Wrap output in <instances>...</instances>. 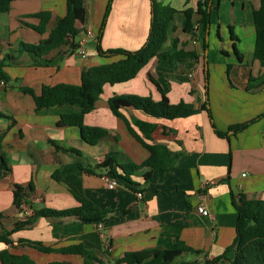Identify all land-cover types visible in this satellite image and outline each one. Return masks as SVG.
Instances as JSON below:
<instances>
[{
    "label": "crops",
    "instance_id": "crops-1",
    "mask_svg": "<svg viewBox=\"0 0 264 264\" xmlns=\"http://www.w3.org/2000/svg\"><path fill=\"white\" fill-rule=\"evenodd\" d=\"M160 1L179 10L171 22L165 49H170L177 38L179 48L194 51L196 56L173 62L153 57L134 78L106 84L96 108L85 115L86 124L108 131L95 145L83 138L79 127L58 125L62 114L80 112L79 105L37 108L33 95L21 87H30L39 95L43 85L80 84L84 70L118 60L98 52L99 31L109 0H85L84 19H76L77 34L43 55L41 60L46 65L33 64L31 55L19 53L17 48L21 41L38 43L47 38L66 14L67 0H14L10 11L0 13V62L7 54L12 56L4 67L8 81L3 85L0 78V154L6 164L0 172L1 230L12 229L33 208L79 206L77 196L109 211L102 227L76 216L40 217L10 236L15 247L0 242V249L29 254L40 263L114 264L127 251L172 248L180 239L204 253L182 254L173 264H200L205 255L208 259L220 256L234 242L238 213L232 194L264 198V117L237 134L230 132V138L220 136L214 127L226 132L234 124L264 113V65L254 57V10L261 0H215L211 5L208 92L214 121L202 109L206 97L204 28L199 25L197 37L183 29L181 10L195 8L199 0ZM41 10L52 13L43 34L29 25H38L39 19L28 17ZM151 17V0H113L102 47L139 49L148 38ZM234 45L243 54L242 61ZM80 47L86 48V56L79 54ZM251 76L259 79L249 90ZM151 77L172 103L185 100L194 110L168 119L124 106L129 118L156 124L153 142L166 145L174 161L171 170H154L148 182L142 175L148 169L134 174L131 178L136 189L120 181L111 189L103 178L106 170L98 168L107 153L118 152L117 161L123 164L141 163L150 151L113 114L108 99L131 93L159 100L162 92ZM79 164L94 168L95 173L85 172ZM31 181L35 185L27 197L31 211L25 213L14 204L13 190L15 184ZM201 202L207 205L209 215L199 212ZM26 241H41L55 248L83 243L102 263L82 254L45 253L21 246ZM234 256L233 249L218 264H231Z\"/></svg>",
    "mask_w": 264,
    "mask_h": 264
},
{
    "label": "trees",
    "instance_id": "trees-1",
    "mask_svg": "<svg viewBox=\"0 0 264 264\" xmlns=\"http://www.w3.org/2000/svg\"><path fill=\"white\" fill-rule=\"evenodd\" d=\"M14 0H0V13L11 10ZM215 0H199L197 6L186 7L181 10L185 17L183 29L197 37L199 25H202L205 31L203 37L204 51L209 49V39H206L207 31L211 24V5ZM113 0H109L107 9L100 27L98 37V52L103 57H119L113 62H106L99 65H94L82 72L81 83H59L56 85H43L42 92L36 95L34 90L30 87H21L24 92L31 93L35 99L37 108H44L49 106H61L65 104H77L81 107L80 112L65 113L61 115L58 125H72L81 129L83 138L92 145L97 144L103 137L108 134L105 128L99 126H91L85 123V115L96 108V104L104 92L106 84H115L128 81L134 78L138 72L147 65L153 57H158L160 60L173 62L176 60H183L189 57L196 56L194 51H187L179 48V39L175 38L173 46L170 49H165V44L169 39V32L171 29V22L176 13L179 12L170 4H165L160 0H151V25L148 38L144 45L136 50H129L125 48H110L104 49L101 45V38L103 31L107 25V20L112 9ZM85 0H67L66 14L60 18L55 26L50 30L49 36L41 39L38 43H29L21 41L17 48L19 53L28 52L33 58V64L46 65V61H42L43 55L47 54L51 49L64 42L70 36H75L78 32L76 27L77 17L84 19ZM28 17L39 19L38 25L29 24L40 34L47 31V26L51 21L52 13L50 11L41 10L28 14ZM254 24L256 31L254 57L264 65V0H261L259 8L254 10ZM234 51L240 61L243 60V54L234 45ZM10 54L4 57L0 62V78L5 82L8 81V74L4 67L5 61L11 58ZM206 64V54H204ZM206 97L202 104V109L206 110L214 121L212 114L209 92L208 80L209 70L206 73ZM159 90L162 92V97L159 100L152 96H142L139 94H114L109 97L108 103L114 115L121 118L127 125L129 131L137 140L150 151V156L141 163H119L115 154L118 152H109L105 159L98 165V168H104L106 173L117 178L120 182H124L131 188L136 189V183L132 180V176L138 172L148 169L143 172L145 182H148L153 177L154 170H171L173 167L174 156L173 152L164 144L153 142V132L156 129L154 122L141 120L135 117H128L123 112L124 106H132L145 114L155 118L173 119L180 115L192 112L194 105L191 102L181 100L178 103H172L166 95L160 84L151 77ZM259 78L251 76L248 84V89L255 86V82ZM264 84V79L262 80ZM264 117V113L259 116L230 126L229 130L222 132L213 125L216 132L223 137L230 138V132L237 134L252 123ZM137 129L144 135H141ZM56 148L61 146L52 141ZM81 153L80 150H74ZM79 167L87 173H95L94 168L83 166ZM6 168V164L1 155L0 172ZM35 189L34 182L31 181L27 185L15 184L14 186V204L22 211V206L26 205L28 211L29 202L27 200L29 191ZM80 202L79 206L56 209L51 207L33 208L31 214H26L25 219L16 222L12 229H4L0 232V242L9 246L15 247V242L10 237L14 232H17L26 227L32 226L40 217H71L76 216L81 221L86 223H103L106 220L108 210H99L95 205L84 197L77 196ZM233 204L238 213V221L236 225V237L234 242L226 248L225 252L220 256L208 259L205 255L200 264H218L226 257L227 253L235 250V256L231 264H264V198H248L244 193H239L237 196L232 194ZM30 209V210H29ZM27 211V212H28ZM25 212V213H27ZM23 247H32L41 252H61V253H75L89 256L96 261L101 260L90 254L84 247L83 243L73 244L66 247L55 248L47 246L41 241H26L21 242ZM191 253L201 256L204 252L197 250L180 239L172 248H146L136 251H127L124 256L114 264H173L182 254ZM0 263L1 264H75L65 261H50L46 263L37 262L29 254L16 253L9 248L0 249ZM189 264V263H181ZM191 264V263H190Z\"/></svg>",
    "mask_w": 264,
    "mask_h": 264
},
{
    "label": "built area",
    "instance_id": "built-area-1",
    "mask_svg": "<svg viewBox=\"0 0 264 264\" xmlns=\"http://www.w3.org/2000/svg\"><path fill=\"white\" fill-rule=\"evenodd\" d=\"M92 33H93V32H92L91 30L88 31V34H89V35H92ZM78 52H79V54H81L82 56H86V55H87V50H86L85 47H80V48L78 49ZM5 83H6V82H5L4 80L1 81V84L4 85ZM0 160H1V154H0ZM243 175H245V174H243ZM103 178H104V180H105L107 186H108L109 188H111V189H115V188L119 185V180H118L117 178H115V177H112V176H109V175H103ZM138 196H139V197H142V193L139 192V193H138ZM22 209H23L25 212L28 211V207H27L26 205H23V206H22ZM198 210H199V212H200L201 214H203V215H209V214H210V211H209L207 205L205 204V202H201V203L199 204V206H198ZM97 225H98L99 227H102V224H101V223H98ZM1 231H2V230H1V226H0V232H1Z\"/></svg>",
    "mask_w": 264,
    "mask_h": 264
},
{
    "label": "water",
    "instance_id": "water-1",
    "mask_svg": "<svg viewBox=\"0 0 264 264\" xmlns=\"http://www.w3.org/2000/svg\"><path fill=\"white\" fill-rule=\"evenodd\" d=\"M206 39L208 40L209 39V29L207 31V35H206ZM205 54H206V64H205V71L206 73L208 72V49L205 51Z\"/></svg>",
    "mask_w": 264,
    "mask_h": 264
},
{
    "label": "rangeland",
    "instance_id": "rangeland-1",
    "mask_svg": "<svg viewBox=\"0 0 264 264\" xmlns=\"http://www.w3.org/2000/svg\"><path fill=\"white\" fill-rule=\"evenodd\" d=\"M207 61H208V59H207ZM209 63V62H208Z\"/></svg>",
    "mask_w": 264,
    "mask_h": 264
}]
</instances>
